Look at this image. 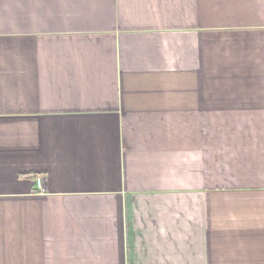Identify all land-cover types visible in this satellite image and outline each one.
<instances>
[{"label": "crops", "instance_id": "crops-1", "mask_svg": "<svg viewBox=\"0 0 264 264\" xmlns=\"http://www.w3.org/2000/svg\"><path fill=\"white\" fill-rule=\"evenodd\" d=\"M0 264H264V0H0Z\"/></svg>", "mask_w": 264, "mask_h": 264}]
</instances>
